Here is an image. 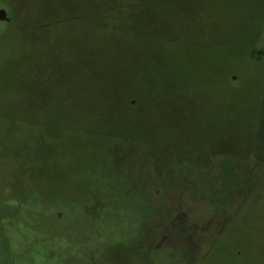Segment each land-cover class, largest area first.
Returning a JSON list of instances; mask_svg holds the SVG:
<instances>
[{
  "label": "rangeland",
  "instance_id": "374dc122",
  "mask_svg": "<svg viewBox=\"0 0 264 264\" xmlns=\"http://www.w3.org/2000/svg\"><path fill=\"white\" fill-rule=\"evenodd\" d=\"M0 9V264H264V0Z\"/></svg>",
  "mask_w": 264,
  "mask_h": 264
},
{
  "label": "trees",
  "instance_id": "16d2710c",
  "mask_svg": "<svg viewBox=\"0 0 264 264\" xmlns=\"http://www.w3.org/2000/svg\"><path fill=\"white\" fill-rule=\"evenodd\" d=\"M263 54H264V52L261 50V51L252 52L251 56L253 58H255V59H259L260 58V55H263Z\"/></svg>",
  "mask_w": 264,
  "mask_h": 264
},
{
  "label": "water",
  "instance_id": "95a60500",
  "mask_svg": "<svg viewBox=\"0 0 264 264\" xmlns=\"http://www.w3.org/2000/svg\"><path fill=\"white\" fill-rule=\"evenodd\" d=\"M7 19L6 13L3 9H0V20H5Z\"/></svg>",
  "mask_w": 264,
  "mask_h": 264
}]
</instances>
